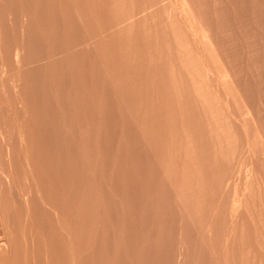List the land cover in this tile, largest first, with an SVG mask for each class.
<instances>
[{"label": "rangeland", "instance_id": "obj_1", "mask_svg": "<svg viewBox=\"0 0 264 264\" xmlns=\"http://www.w3.org/2000/svg\"><path fill=\"white\" fill-rule=\"evenodd\" d=\"M0 171V264H264V0H0Z\"/></svg>", "mask_w": 264, "mask_h": 264}, {"label": "bare ground", "instance_id": "obj_2", "mask_svg": "<svg viewBox=\"0 0 264 264\" xmlns=\"http://www.w3.org/2000/svg\"><path fill=\"white\" fill-rule=\"evenodd\" d=\"M35 1V0H34ZM12 3V2H11ZM6 14V13H5ZM7 15V14H6ZM9 15V14H8ZM11 15V14H10ZM14 17V16H13ZM18 18V17H17ZM2 25H4V24H2ZM50 51V50H49ZM54 51H55V49H54ZM21 52V51H20ZM53 54V53H52ZM21 59V58H20ZM47 59H48V57H47ZM13 76V75H12ZM41 80V79H40ZM43 82V81H42ZM22 91V90H21ZM14 92V91H13ZM27 105V104H26ZM27 134V133H26ZM30 153V152H29ZM32 161H34V160H32ZM32 163H34V162H32ZM35 164V163H34ZM25 167H26V165H25ZM38 167H39V164H38ZM26 169V168H25ZM31 170V169H30ZM35 169L33 168V171H34ZM5 171V170H4ZM1 172V171H0ZM24 172V171H23ZM36 174V173H35ZM7 176V175H6ZM26 176H28V175H26ZM3 177V176H2ZM22 178V177H21ZM31 178V177H30ZM29 178V179H30ZM17 180V179H16ZM31 181V180H30ZM23 184V183H22ZM31 184V183H30ZM40 184V183H39ZM39 186V185H38ZM23 188H24V186H23ZM22 188V189H23ZM41 188V187H40ZM34 189H36V188H34ZM25 190V189H24ZM37 191V190H36ZM26 193V192H25ZM34 193H36V192H34ZM38 195V194H37ZM52 195V194H51ZM1 196V195H0ZM33 196V195H32ZM31 196V197H32ZM41 197V196H40ZM37 198V197H36ZM44 198V197H43ZM24 199V198H23ZM48 199V198H47ZM51 199V198H50ZM37 200V199H36ZM40 202L42 203V204H44V202H48L45 198H44V200L42 201V199L40 200ZM25 204V203H24ZM45 205V204H44ZM43 205V206H44ZM53 205V204H52ZM47 206H50V205H47ZM54 206V205H53ZM33 207V206H32ZM15 211V210H14ZM20 211V210H19ZM41 211H43V214L45 213V211L44 210H41ZM57 211V210H56ZM16 212V211H15ZM41 213V212H40ZM21 215V214H20ZM34 215V214H33ZM28 216V215H27ZM30 217V216H29ZM57 217V216H56ZM22 223V222H21ZM60 224V223H59ZM7 225V224H6ZM62 229V228H61ZM60 229V230H61ZM4 230V229H3ZM29 230V229H28ZM59 230V229H58ZM9 231V230H8ZM23 232V231H22ZM0 233H1V227H0ZM14 233V232H13ZM3 234H4V232H3ZM9 234V237H10V233H8ZM64 234V233H63ZM13 235V234H12ZM1 236V235H0ZM5 236V235H4ZM8 238V237H7ZM12 238V237H11ZM65 239V238H64ZM35 240V239H34ZM72 240V239H71ZM43 241V240H42ZM70 241V239H68V236H67V239H66V242H67V249H66V258H67V261H68V259L70 258V256H69V254H70V252L71 251H69L68 249H70L71 247H69V245H71V243L69 242ZM2 242V241H1ZM70 243V244H69ZM72 246V245H71ZM73 252V251H72ZM3 254V253H2ZM1 254V255H2ZM38 256V255H37ZM64 264H66V263H64ZM68 264V263H67ZM72 264V263H71Z\"/></svg>", "mask_w": 264, "mask_h": 264}]
</instances>
